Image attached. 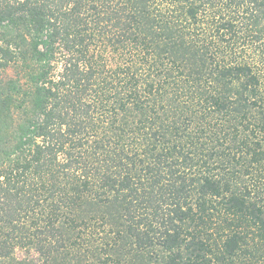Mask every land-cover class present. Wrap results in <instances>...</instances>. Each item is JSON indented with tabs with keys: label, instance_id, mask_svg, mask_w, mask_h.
<instances>
[{
	"label": "trees",
	"instance_id": "16d2710c",
	"mask_svg": "<svg viewBox=\"0 0 264 264\" xmlns=\"http://www.w3.org/2000/svg\"><path fill=\"white\" fill-rule=\"evenodd\" d=\"M0 264H264V0H0Z\"/></svg>",
	"mask_w": 264,
	"mask_h": 264
},
{
	"label": "rangeland",
	"instance_id": "374dc122",
	"mask_svg": "<svg viewBox=\"0 0 264 264\" xmlns=\"http://www.w3.org/2000/svg\"><path fill=\"white\" fill-rule=\"evenodd\" d=\"M17 255L18 256H21L22 255V252L21 251H17Z\"/></svg>",
	"mask_w": 264,
	"mask_h": 264
}]
</instances>
